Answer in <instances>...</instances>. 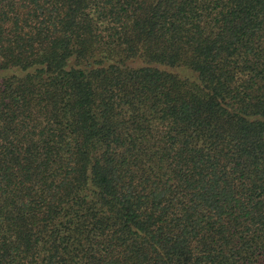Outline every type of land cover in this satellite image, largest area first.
Returning <instances> with one entry per match:
<instances>
[{
    "label": "trees",
    "instance_id": "trees-1",
    "mask_svg": "<svg viewBox=\"0 0 264 264\" xmlns=\"http://www.w3.org/2000/svg\"><path fill=\"white\" fill-rule=\"evenodd\" d=\"M0 264H264V0H0Z\"/></svg>",
    "mask_w": 264,
    "mask_h": 264
}]
</instances>
